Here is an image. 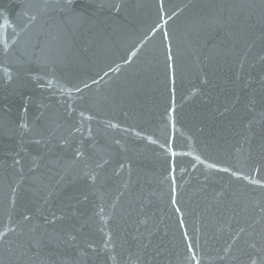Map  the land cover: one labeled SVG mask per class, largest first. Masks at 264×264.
Instances as JSON below:
<instances>
[{
  "label": "water",
  "instance_id": "95a60500",
  "mask_svg": "<svg viewBox=\"0 0 264 264\" xmlns=\"http://www.w3.org/2000/svg\"><path fill=\"white\" fill-rule=\"evenodd\" d=\"M0 264H264V0H0Z\"/></svg>",
  "mask_w": 264,
  "mask_h": 264
}]
</instances>
